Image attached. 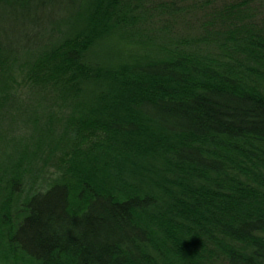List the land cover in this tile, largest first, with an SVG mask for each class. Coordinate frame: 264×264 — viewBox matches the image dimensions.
<instances>
[{
  "label": "trees",
  "instance_id": "obj_1",
  "mask_svg": "<svg viewBox=\"0 0 264 264\" xmlns=\"http://www.w3.org/2000/svg\"><path fill=\"white\" fill-rule=\"evenodd\" d=\"M0 264H264V0H0Z\"/></svg>",
  "mask_w": 264,
  "mask_h": 264
}]
</instances>
